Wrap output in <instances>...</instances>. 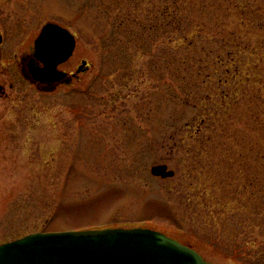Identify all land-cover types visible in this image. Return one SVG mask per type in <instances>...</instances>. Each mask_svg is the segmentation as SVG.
Wrapping results in <instances>:
<instances>
[{
    "label": "rangeland",
    "instance_id": "obj_1",
    "mask_svg": "<svg viewBox=\"0 0 264 264\" xmlns=\"http://www.w3.org/2000/svg\"><path fill=\"white\" fill-rule=\"evenodd\" d=\"M6 15L0 244L141 227L208 263L264 264V0H11ZM49 22L76 47L47 92L19 69Z\"/></svg>",
    "mask_w": 264,
    "mask_h": 264
},
{
    "label": "water",
    "instance_id": "obj_2",
    "mask_svg": "<svg viewBox=\"0 0 264 264\" xmlns=\"http://www.w3.org/2000/svg\"><path fill=\"white\" fill-rule=\"evenodd\" d=\"M75 49L70 32L46 24L34 43V57L43 67L28 64L24 78L46 84L53 91L70 78L57 66L65 63ZM86 69L83 62L78 73ZM150 174L160 179L174 177L166 165H154ZM0 264H211L193 249L166 235L144 228L105 229L84 232L36 233L0 245Z\"/></svg>",
    "mask_w": 264,
    "mask_h": 264
},
{
    "label": "flooded vegetation",
    "instance_id": "obj_3",
    "mask_svg": "<svg viewBox=\"0 0 264 264\" xmlns=\"http://www.w3.org/2000/svg\"><path fill=\"white\" fill-rule=\"evenodd\" d=\"M8 2H11V0H0V62H1L2 58H3V56H4V53H5V51H4V44H5V40H6L5 28L7 27V24H8L7 23V15H6V6H7ZM22 5H23V2H22L21 5H18L16 7L17 11L19 13H21V14H22L23 11L24 12L28 11L31 4H25L24 6H22ZM13 16H16V14L13 15ZM10 24H13V26H15V25L19 26L20 25V23L17 22V20H15V22H13V23L11 22ZM38 34L35 36V39L38 36ZM33 43H34V41H33ZM33 54H34L33 45H32V47L30 48V50L28 52H25L24 54H21V57H20V69H19V72H20L21 75H24V74L28 73V71H29L28 64L30 62H32V61L34 62L35 66H40V67L42 66V64L40 62H38L36 59L33 58V56H34ZM63 65H65V64H63ZM63 65H60L58 67V69L60 71L65 72L62 69ZM35 86L37 88H39V89H42L43 87H47L48 85L35 84ZM0 93L4 94V88H2L1 86H0Z\"/></svg>",
    "mask_w": 264,
    "mask_h": 264
},
{
    "label": "trees",
    "instance_id": "obj_4",
    "mask_svg": "<svg viewBox=\"0 0 264 264\" xmlns=\"http://www.w3.org/2000/svg\"><path fill=\"white\" fill-rule=\"evenodd\" d=\"M170 1H172L173 3H176V1L177 0H170ZM173 10H175V9H173ZM176 10H178V9H176ZM173 12V14L171 13V12H169V14H170V18H168V19H170L169 20V22L167 23V25L166 26H163V24H162V28H164V27H167V28H170V27H176V26H178V22H179V20L177 19V16H176V14H174L175 13V11H172ZM177 12V11H176ZM178 13V12H177ZM166 16H168V12H167V14H166ZM161 17H163V13H162V15H161ZM173 21H175L174 22V24H173ZM176 21H178V22H176ZM172 22V23H171ZM158 27L159 26H145L144 27V29H145V31H147L148 30V32H151V31H157L158 30ZM121 28V25H119V29ZM160 28V27H159ZM119 31H121L125 36H126V38H127V40H128V42H133V40L134 39H140L139 37L138 38H135L134 37V35H136V36H138L137 34H132L131 33V31L129 30V28H126V29H122V30H119ZM236 40V39H235ZM233 46V48H236L237 46H238V44H232ZM229 58V57H228ZM222 61H224V59L222 60ZM232 61V60H231ZM221 62V61H220ZM257 67V66H256ZM255 67V68H256ZM234 69V68H233ZM235 70V69H234ZM235 78V77H234ZM223 100H225V96L223 97ZM254 119H256V120H258V117L257 116H254ZM263 199H264V197H263ZM263 202H264V200H263ZM172 228H170L169 229V231L170 232H172V233H175V234H177V235H180L179 233V231H180V228L178 227V226H175L174 224H172ZM27 235V234H26ZM23 236H25V235H23ZM22 236V234H19V233H16L11 239H9L8 240V242L9 241H12V240H15V239H18V238H21V237H23ZM212 245V244H211ZM238 262H240V264H252L251 262H247V261H242V260H238ZM239 264V263H238Z\"/></svg>",
    "mask_w": 264,
    "mask_h": 264
}]
</instances>
